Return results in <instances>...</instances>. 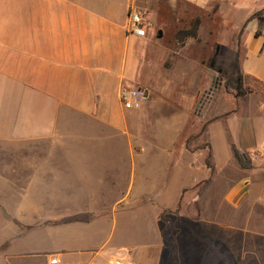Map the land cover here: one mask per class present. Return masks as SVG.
Here are the masks:
<instances>
[{"label": "crops", "instance_id": "obj_1", "mask_svg": "<svg viewBox=\"0 0 264 264\" xmlns=\"http://www.w3.org/2000/svg\"><path fill=\"white\" fill-rule=\"evenodd\" d=\"M130 8L146 11L154 34L132 33ZM193 11L211 27L227 20L221 28L238 35L249 16L261 13L244 27L235 74L264 85V0H0V203L6 204L0 220H9L1 222L0 264H110L115 257L133 264H224L225 249L233 264H264V96L236 97L214 78L208 89L200 77L177 81L175 68L165 82L148 57L153 35L187 28ZM122 87L147 92L139 110L121 107ZM186 91L195 92L192 99ZM194 105L202 124L192 138L203 145L178 146ZM130 130L133 138L147 133L153 140L152 158L142 143L129 144L134 166L152 178L145 175L121 197L123 158L112 165L121 150L103 140ZM85 138L100 145H81ZM231 145L251 169L237 168ZM209 177L213 194L199 225L212 243L200 242L197 254L187 244L166 245L161 211L177 209ZM224 205L240 214L233 224L242 228L239 235L254 242L218 241L225 235Z\"/></svg>", "mask_w": 264, "mask_h": 264}, {"label": "rangeland", "instance_id": "obj_2", "mask_svg": "<svg viewBox=\"0 0 264 264\" xmlns=\"http://www.w3.org/2000/svg\"><path fill=\"white\" fill-rule=\"evenodd\" d=\"M229 7L230 6L228 4H225L224 11L227 12L230 9ZM192 17L193 19L189 23L190 26H188L187 28H190L193 25V21L196 18H198L199 20L201 19V26H199L198 28L196 39L185 40L183 44L179 43L175 39L176 33L179 31V29L177 30L176 28H169V30H165V34L163 35V37L161 35L162 38L160 37L159 39L155 38L153 35V37L150 39L151 46H149L148 50V57L152 61V68L153 70L156 69L157 71L162 72L161 76L165 82L167 81L168 70L171 71L173 68H175L177 81H181L183 79L189 81V77H191L193 82H199L200 77L202 78L201 83H206V89H208L210 86V82L214 78L215 85H223V80L232 77L236 72V61H238L236 55H238L239 53V48L237 47L238 45H236L238 34L237 32L230 30V28H225V25L221 28V26H223V23L225 24V21L227 20L216 19L213 22V27H211L208 19L204 15L202 16V14H199V12L193 11ZM154 30L155 28L152 25L153 34ZM170 31L172 32L170 33ZM209 32H211V35H209ZM184 72L186 74H183ZM249 84L250 86H254L251 81L249 82ZM256 87L259 88L258 86ZM203 89L204 88L202 87L199 95L197 96V99L195 100V104H198V101L200 100V97L203 93ZM153 93L154 92L151 91L150 98L157 97V95ZM166 93L167 92H165V94ZM170 93L173 97H179L181 95L179 91H170ZM185 93L187 96L185 99H192L195 94V92L192 91H186ZM195 108L196 107L194 105L189 117V123L187 124L180 140L177 143L178 146L184 144L186 140L185 138H188L189 136L194 137L195 134L199 132L198 130L201 129L200 126L202 123H199L196 117V114L199 113L198 107L196 110ZM145 125L147 126L146 123ZM146 130L147 128H145V131ZM133 137V131L130 132V135H126L122 131H114L112 132V136L110 139L106 138L105 140H103L105 142V146H110L112 148H118L121 150V152L117 153V156L116 154L112 155L113 168L115 157L123 158V170L117 172V177L120 179L122 184L121 197H123L130 190H134L135 188H137L141 181L144 180L143 177H145V175H147L146 181L152 178L151 171H144V174H142V171L137 167V165L135 164L136 166H134L133 158L129 152V144L130 142L133 143V145H136L137 142L142 143V146L146 148L148 152L147 156L152 158L151 148L153 147V140L150 139L147 133L143 134L144 138L142 140H138L136 137V139ZM81 145L98 146L100 144L98 139L96 138H85ZM200 145H203V143L199 141H193V138H191V141L188 143V146H190V148H194ZM112 173L113 176L116 174V172L114 171ZM195 195V192H193L192 195L188 194V197L185 199V201L180 202L179 208L176 209V211L169 210L164 212L162 214L161 226L163 227V241L166 245L169 246L173 243L187 244L191 246V248L196 250L193 253L197 254V246L200 244V242L204 243L206 239H203L205 237L202 236L200 231V213L197 211L195 202H193V200H190V196H192L193 198L195 197L196 199ZM146 204L149 203H145V206ZM210 207L213 216H215L216 209L218 207L215 199H212V201L210 202ZM0 210L5 212L6 204L0 203ZM222 210L225 223V235L222 236V238H220L221 240L218 241H221L224 245H241V243H246L249 240L254 242V239L251 238V236L244 237L239 235L238 229H242L237 228L239 224L236 226L233 225L237 222H240V214L237 212H233L232 209L227 205H224V208ZM263 214L264 212L260 215ZM137 215L138 222H140L141 217H145L144 211L142 210H139L136 216ZM253 218L256 222L261 220V218H259L258 216H253ZM8 221V218H2L0 220V229L3 228V226H1V222L4 223V225H7ZM244 229L246 228L244 227ZM212 231L215 233L214 228H212ZM206 242L212 243V241ZM169 250H171V248H169ZM165 253L166 256L163 257L164 259L169 256L170 251H167ZM223 253V258L225 260L224 264H233V252L231 253V251L225 249ZM235 253L237 254V252Z\"/></svg>", "mask_w": 264, "mask_h": 264}, {"label": "trees", "instance_id": "obj_3", "mask_svg": "<svg viewBox=\"0 0 264 264\" xmlns=\"http://www.w3.org/2000/svg\"><path fill=\"white\" fill-rule=\"evenodd\" d=\"M260 15H261L260 12H256L246 19L244 26L240 30L239 35L237 37L238 46L240 45V39L243 34L245 25L252 19L259 17ZM199 23H200L199 19L196 18L193 21V25L190 28H184V29L179 30L176 33L177 41L183 44L184 41L187 39H196L198 28H199ZM250 81L254 84V86H250L249 84ZM256 86H258L259 88H257ZM223 87L228 93L234 94L236 97L243 96L246 93H250L252 91L261 93L264 96V85L254 79L244 76L240 70L233 77L224 79ZM205 127H206V123L203 125V130L205 129ZM191 138L192 137L186 138L184 142L186 147H188V143L191 141ZM231 154H232L233 160L235 161L237 168L241 170L251 169L252 166L250 162L243 158L242 154L239 152V150L234 145H231ZM210 160H211L210 153H208L205 164L209 169H211ZM195 194H196L195 205H196L197 211L201 212L203 211L205 207L206 201L213 194L212 179L209 177L206 180L202 181L197 186ZM179 205H180V202L177 205V209L179 208ZM166 211H169V210H164L160 213V220H162V214Z\"/></svg>", "mask_w": 264, "mask_h": 264}, {"label": "built area", "instance_id": "obj_4", "mask_svg": "<svg viewBox=\"0 0 264 264\" xmlns=\"http://www.w3.org/2000/svg\"><path fill=\"white\" fill-rule=\"evenodd\" d=\"M146 11L130 8L128 12L129 26L133 34L139 37H146L152 30V23L147 19ZM118 98L121 107L126 111L139 110L147 100V92L141 88H120ZM56 259H51L50 263L55 264ZM110 264H133L131 260L122 257H115Z\"/></svg>", "mask_w": 264, "mask_h": 264}, {"label": "water", "instance_id": "obj_5", "mask_svg": "<svg viewBox=\"0 0 264 264\" xmlns=\"http://www.w3.org/2000/svg\"><path fill=\"white\" fill-rule=\"evenodd\" d=\"M161 35H162L161 31H158V33H157V38H160Z\"/></svg>", "mask_w": 264, "mask_h": 264}]
</instances>
